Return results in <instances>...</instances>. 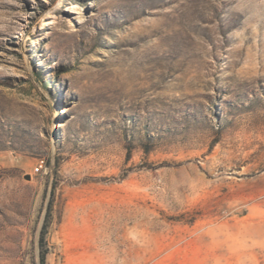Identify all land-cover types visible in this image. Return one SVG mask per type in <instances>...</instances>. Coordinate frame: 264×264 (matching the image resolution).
Listing matches in <instances>:
<instances>
[{
  "label": "rangeland",
  "instance_id": "374dc122",
  "mask_svg": "<svg viewBox=\"0 0 264 264\" xmlns=\"http://www.w3.org/2000/svg\"><path fill=\"white\" fill-rule=\"evenodd\" d=\"M51 182L45 264H264V0H0V264Z\"/></svg>",
  "mask_w": 264,
  "mask_h": 264
},
{
  "label": "trees",
  "instance_id": "16d2710c",
  "mask_svg": "<svg viewBox=\"0 0 264 264\" xmlns=\"http://www.w3.org/2000/svg\"><path fill=\"white\" fill-rule=\"evenodd\" d=\"M53 167H52V171H53ZM53 190H54V185L52 184V182L50 183V189L49 191H47V188L45 189V197H47L46 199V203L44 206V216L38 231V238H37V243H38V255H37V260L33 261L32 264H45L46 262V253H47V249L43 248L44 246V238H45V234H46V229H47V225H48V221H49V217H50V211H51V206H52V201H53ZM48 194V196H47Z\"/></svg>",
  "mask_w": 264,
  "mask_h": 264
},
{
  "label": "built area",
  "instance_id": "2783aa9c",
  "mask_svg": "<svg viewBox=\"0 0 264 264\" xmlns=\"http://www.w3.org/2000/svg\"><path fill=\"white\" fill-rule=\"evenodd\" d=\"M45 168V160L43 158H39L36 161V165L34 167V171L38 172Z\"/></svg>",
  "mask_w": 264,
  "mask_h": 264
},
{
  "label": "water",
  "instance_id": "95a60500",
  "mask_svg": "<svg viewBox=\"0 0 264 264\" xmlns=\"http://www.w3.org/2000/svg\"><path fill=\"white\" fill-rule=\"evenodd\" d=\"M25 178H29V175H26Z\"/></svg>",
  "mask_w": 264,
  "mask_h": 264
}]
</instances>
